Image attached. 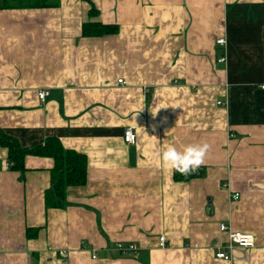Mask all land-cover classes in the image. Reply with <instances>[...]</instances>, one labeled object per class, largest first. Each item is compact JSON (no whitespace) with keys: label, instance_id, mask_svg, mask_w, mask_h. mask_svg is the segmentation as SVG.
Instances as JSON below:
<instances>
[{"label":"crops","instance_id":"0c3cea01","mask_svg":"<svg viewBox=\"0 0 264 264\" xmlns=\"http://www.w3.org/2000/svg\"><path fill=\"white\" fill-rule=\"evenodd\" d=\"M86 21L117 30L83 35ZM0 128L23 147L57 136L87 162L66 204L47 208L53 158L26 154L15 170L0 145V264H264V0L0 8ZM202 143L204 173L188 180L156 155ZM220 222L254 245L216 257Z\"/></svg>","mask_w":264,"mask_h":264},{"label":"trees","instance_id":"16d2710c","mask_svg":"<svg viewBox=\"0 0 264 264\" xmlns=\"http://www.w3.org/2000/svg\"><path fill=\"white\" fill-rule=\"evenodd\" d=\"M58 0H0V8L51 6ZM97 10L93 4L88 9L89 15H94ZM117 30L116 24L101 23L99 21H86L82 23L83 35H102L113 33ZM0 145L7 149V160L11 169L24 170V157L26 154L50 156L53 165L50 168V185L44 190V203L48 207H63L65 203V190L68 185H80L86 181V156L84 153L65 148L57 136H47L42 142L29 147L20 145L18 139L0 128ZM204 173V166L191 175L181 176L173 172L175 180H188ZM39 227L28 226L25 230L26 237L37 235Z\"/></svg>","mask_w":264,"mask_h":264},{"label":"built area","instance_id":"2783aa9c","mask_svg":"<svg viewBox=\"0 0 264 264\" xmlns=\"http://www.w3.org/2000/svg\"><path fill=\"white\" fill-rule=\"evenodd\" d=\"M216 43L223 45L225 43L224 37H218L216 39ZM225 56L222 55L218 58V61H224ZM118 82H122V79L119 78ZM49 94L47 88H40L37 91V97L40 101H44L46 96ZM123 140L127 143H134L136 140V135L133 126H126L123 130ZM7 164L9 162L7 161ZM233 198H237L239 196V192H234L232 194ZM219 229L226 233V240L222 249L216 251L215 256L218 258L230 259L232 257L231 250L236 247H251L255 243L254 235L251 232H245L233 229L230 225L220 222ZM165 237L164 235H159V244L164 246ZM116 249L121 254H132L136 255L138 253L137 246L134 242H116ZM92 257H95V254H92Z\"/></svg>","mask_w":264,"mask_h":264},{"label":"clouds","instance_id":"9594fccd","mask_svg":"<svg viewBox=\"0 0 264 264\" xmlns=\"http://www.w3.org/2000/svg\"><path fill=\"white\" fill-rule=\"evenodd\" d=\"M211 146L208 143L187 145L183 150L169 145L162 152H158L161 164L172 173H179L181 176L191 175L196 172L205 162Z\"/></svg>","mask_w":264,"mask_h":264},{"label":"rangeland","instance_id":"374dc122","mask_svg":"<svg viewBox=\"0 0 264 264\" xmlns=\"http://www.w3.org/2000/svg\"><path fill=\"white\" fill-rule=\"evenodd\" d=\"M123 242V241H122ZM124 243H126V242H124ZM138 251V250H137ZM121 254V253H120Z\"/></svg>","mask_w":264,"mask_h":264}]
</instances>
